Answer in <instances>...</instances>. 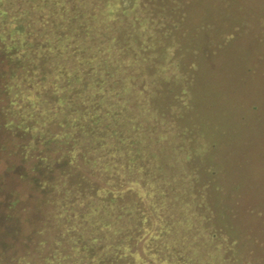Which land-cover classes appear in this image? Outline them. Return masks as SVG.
Returning a JSON list of instances; mask_svg holds the SVG:
<instances>
[{"label":"rangeland","instance_id":"rangeland-1","mask_svg":"<svg viewBox=\"0 0 264 264\" xmlns=\"http://www.w3.org/2000/svg\"><path fill=\"white\" fill-rule=\"evenodd\" d=\"M117 3L126 11L119 12L122 20L112 31L107 29L108 32L122 31L125 27L129 30L132 26L134 29L137 25L142 29V24L148 26L149 18L139 16L149 6L161 26L162 36L167 37L165 33L170 32L175 37L162 41L167 53L173 51V60L179 59V63L188 66L187 70L196 64V71H190L187 80L177 81L169 75L162 77L165 79L150 78L155 68L167 66V60H162L156 67L158 56L152 60L151 72L142 76L132 74L133 78L130 75L122 78L116 74L112 78L104 73L101 80L98 67L92 72L103 84L105 97H112V101L121 96L118 86L123 81L132 87V101L137 99L142 103L147 115L163 117L175 112L172 125L175 147L185 161L178 171L165 166L162 169L172 180L179 170L187 173L182 176L186 178L184 185L181 183L186 189V198L182 197V202L167 200L162 194L163 191L168 196L169 189L167 184L163 186L164 170L160 165L152 168L149 164L154 151L164 157L166 151L171 156L173 150L167 141L159 142L162 138L157 120H152L151 126L141 130L135 126L133 130L136 135L140 131L156 133L145 145L139 142L138 146L145 155L137 164L147 179L138 180L142 175L139 169L122 164L138 151L130 143L135 139L127 133L130 123L121 119L123 109L111 112L108 119L115 131L111 143L125 147L122 155H116V149L112 151L96 143L91 153L103 161L95 165L88 152V156L83 155L78 147L52 144L50 149L62 146L75 153L61 163L57 161L58 153L45 154L47 163L55 169L54 174L45 175L46 180L49 184L62 182L67 189L77 186L79 191H84L86 199H101L110 204L100 213L106 212L109 217L107 236L118 231L115 235L123 245L119 255L124 261L122 264H264V114L260 112L264 108V0H138V4L135 0H123ZM132 3L141 9L140 13L130 10ZM72 4V0L67 3L69 9L76 10ZM117 17V12L111 15V18ZM138 32L142 31L128 34L134 37ZM115 42L119 48L125 41ZM88 44L85 42V46ZM42 46L46 45L42 42ZM247 53L251 55L249 62ZM222 64L225 69L230 64L229 74L238 70L246 76L237 80L236 74H230L231 80H228L227 69L221 75L214 73L215 67L220 69ZM102 65L101 70L106 68ZM6 67L0 64V70ZM80 68L85 71L83 66ZM89 73L92 76L91 70ZM246 83L252 90L255 88V95L247 94L251 92L247 87L243 90ZM99 91L92 93L98 95ZM224 91L231 93L226 100ZM118 116L117 123L114 119ZM99 147H105V153ZM22 166L28 170L35 168L31 162H24ZM39 178L38 173L32 172V182L36 184ZM245 191L248 193L244 194ZM189 201L192 210L188 215ZM205 204L211 205L209 212L202 209L201 205ZM48 233L53 230L50 228ZM48 233L43 234L39 228L24 229L20 235H24L26 244L21 240L16 242L19 255L27 254L33 264H46L44 259L56 250ZM65 241L61 249L67 255L72 246ZM183 243H188L194 258L186 256ZM96 250L89 248L90 254Z\"/></svg>","mask_w":264,"mask_h":264},{"label":"trees","instance_id":"trees-1","mask_svg":"<svg viewBox=\"0 0 264 264\" xmlns=\"http://www.w3.org/2000/svg\"><path fill=\"white\" fill-rule=\"evenodd\" d=\"M122 1L72 0L74 10L67 5L70 0H0V64L7 66L5 70H0V264H33L27 254L19 255L16 244L20 240L26 244L24 235H20L26 228H39L43 234H47L50 228L53 230L48 234L56 250L44 259L46 264H122L119 255L123 245L115 235L118 231L107 236L110 233L109 217L106 212L100 213L110 204L101 199H86L84 191H79L77 186L67 189L68 186L62 182L49 184V180H46L45 175L54 174L55 169H52L54 165L47 163L45 154L51 151L58 153L57 161L61 163L70 159L69 154L75 153L62 146L55 147V151L54 148L50 149L52 144L78 147L83 155L88 152L95 165L103 161V158H96L91 153L93 145L97 147L96 143L112 151L116 149L115 154L122 155L125 147L111 143L115 131L108 119L111 112L123 109L120 116L130 123L131 128L127 133L135 139L130 141L133 148L138 150L139 142L145 145L147 139L156 136L153 131L147 134L140 131L142 127L151 126L152 120H157L160 126L162 139L159 142L165 140L172 145L171 156L168 151L164 157L159 151H154L149 161L152 168L160 165L161 169L165 166L178 171L179 165L185 161L175 147L176 134L174 128L172 130L175 112L163 117H156L152 113L147 115L142 103L137 99L132 101V87L123 81L118 86L121 87V96L112 101V97H105L107 94L102 90L103 84L92 73L98 67V78L104 73L112 78L116 74L121 77L130 75V78L133 75L142 76L151 72L150 67L154 65L156 56L159 60L155 62L156 67L162 60H167V66L155 68L150 77L152 80L165 79L162 78L164 75L174 76L176 81L187 80L188 73L196 71V64L187 70L188 66L179 63V59L178 62L173 60V51L167 53L162 41L175 37L170 32L165 33L167 37L162 36L161 26L152 16L149 6L139 16L149 18L148 26L142 24V29L137 25L134 29L132 26L129 30L125 27L122 31L115 29L108 32L122 20L119 12L126 10L118 7L120 4L117 3ZM135 3L138 4V0ZM132 5L130 10L140 13L141 9ZM115 12L118 17L111 18ZM185 12L184 16H187L188 12ZM137 31L142 32L130 37L131 33ZM114 40L125 42L116 48ZM85 42L90 45L85 46ZM247 56L249 62L251 55L247 53ZM102 64L106 66L103 70L99 68H103ZM229 65H225L226 69ZM81 66L85 71L81 70ZM169 68L172 71L169 72ZM226 69L222 64L220 69L215 67L214 73L221 75ZM230 74H236L237 80L246 76L243 75L246 73L238 70ZM230 74L228 71V80H231ZM173 83L176 85L175 81ZM243 86V90L247 87L251 91L247 94L255 95V88L252 90L247 83ZM93 90L99 91L98 95L92 93ZM223 94L226 100L231 93L224 91ZM263 109L260 108V112L264 114ZM120 116L114 119L117 123ZM135 126L140 129H137L139 135L133 133ZM105 150V147L101 149L103 153ZM133 153V157L122 161V164L135 166L142 173L143 169L137 163L145 152L138 150ZM24 162L33 163L35 168H24ZM39 163L43 166H39ZM32 172L40 175L35 180L36 184L30 179ZM183 174L187 173L179 170L172 180L165 170L162 173L163 186L167 184L169 188L168 196L162 191L167 200L182 202V197L186 198V189L181 185L186 180ZM138 177V180L147 179L144 173ZM136 184L139 186V183ZM188 203L186 209L189 215L192 203ZM201 206L206 212L212 209L211 205ZM34 213L39 214V218ZM65 240L72 246L67 255L61 249ZM184 243L182 250L186 256L189 254L194 258L193 250L186 245L188 243ZM88 247L99 249L90 254Z\"/></svg>","mask_w":264,"mask_h":264}]
</instances>
